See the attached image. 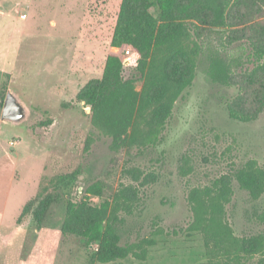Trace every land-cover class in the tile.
<instances>
[{"label": "rangeland", "instance_id": "1", "mask_svg": "<svg viewBox=\"0 0 264 264\" xmlns=\"http://www.w3.org/2000/svg\"><path fill=\"white\" fill-rule=\"evenodd\" d=\"M121 2L0 0V93L12 91L27 108L19 124L1 122L0 108V264H99L80 239L63 233L67 206L114 203L122 193L112 220L122 244L145 258L110 264H210L190 191L249 161L264 171V112L254 122L230 118L226 103L238 91L214 76L228 64L253 67L244 45L200 42L191 86L174 102L163 132L146 144L116 147L93 126L90 107L77 96L102 78ZM126 78L143 90L137 71ZM49 119L53 124L43 127ZM140 126L148 129L146 121ZM232 186L223 219L236 238L262 239L260 252L238 263L256 264L264 255V194L253 199L236 181ZM48 195L56 202L42 227L29 216L18 225L25 205Z\"/></svg>", "mask_w": 264, "mask_h": 264}, {"label": "trees", "instance_id": "2", "mask_svg": "<svg viewBox=\"0 0 264 264\" xmlns=\"http://www.w3.org/2000/svg\"><path fill=\"white\" fill-rule=\"evenodd\" d=\"M206 40H215L222 47L240 44L250 51L251 69L238 71L228 64L214 76L238 91L226 103L230 118L256 121L264 112V0H122L102 78L90 80L77 100L90 107L93 126L111 137L116 147L146 144L163 132L174 102L191 86L200 42ZM130 69L145 78L141 92L136 90L134 78H126ZM5 95L3 88L1 109ZM142 121L147 122V130L141 129ZM41 124L48 128L53 120ZM77 176L78 172L72 174L69 184ZM234 181L253 199L264 194V171L256 161L221 176L211 187L189 193L194 225L204 235L210 264H238L262 248L259 237L236 238L223 219L225 206L234 195ZM93 188L94 195L101 194L100 188ZM122 196L99 206L85 200L68 203L62 231L80 239L93 262L145 258L144 251L122 244L112 220V210L120 205ZM55 202L50 195L29 201L18 225L29 216L41 228ZM256 264H264V255Z\"/></svg>", "mask_w": 264, "mask_h": 264}, {"label": "water", "instance_id": "3", "mask_svg": "<svg viewBox=\"0 0 264 264\" xmlns=\"http://www.w3.org/2000/svg\"><path fill=\"white\" fill-rule=\"evenodd\" d=\"M27 116L26 106L12 92L8 91L1 115L3 123H22Z\"/></svg>", "mask_w": 264, "mask_h": 264}, {"label": "built area", "instance_id": "4", "mask_svg": "<svg viewBox=\"0 0 264 264\" xmlns=\"http://www.w3.org/2000/svg\"><path fill=\"white\" fill-rule=\"evenodd\" d=\"M128 54H130L129 52H128ZM13 144V143H12ZM14 145V144H13Z\"/></svg>", "mask_w": 264, "mask_h": 264}]
</instances>
